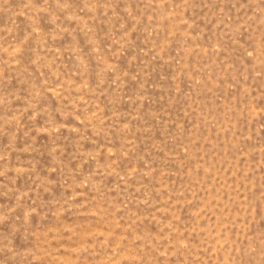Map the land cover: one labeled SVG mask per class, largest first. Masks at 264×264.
<instances>
[{
    "label": "rangeland",
    "instance_id": "rangeland-1",
    "mask_svg": "<svg viewBox=\"0 0 264 264\" xmlns=\"http://www.w3.org/2000/svg\"><path fill=\"white\" fill-rule=\"evenodd\" d=\"M0 264H264V0H0Z\"/></svg>",
    "mask_w": 264,
    "mask_h": 264
}]
</instances>
